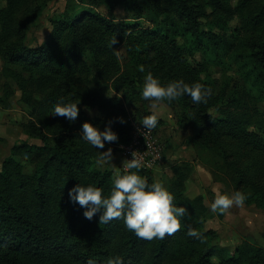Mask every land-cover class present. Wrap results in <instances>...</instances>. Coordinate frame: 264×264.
Wrapping results in <instances>:
<instances>
[{
    "label": "trees",
    "instance_id": "16d2710c",
    "mask_svg": "<svg viewBox=\"0 0 264 264\" xmlns=\"http://www.w3.org/2000/svg\"><path fill=\"white\" fill-rule=\"evenodd\" d=\"M121 1L127 9L135 10L137 7L135 1ZM249 2L239 0L237 8L244 10ZM263 18L264 4L254 16L246 18L243 25L248 29L254 28ZM53 22L57 25L52 36L40 45L28 46L20 40H13L1 49L7 64L3 73L17 81L23 101L31 108V122L42 125L53 119L55 115L51 109L57 103L76 101L79 112L75 121L69 120L71 126L68 125L54 141L42 135V144L15 143L3 159L0 168V264H86L90 258L95 264H105L110 256L117 255L123 258V264H215L214 257L218 259L217 264H264V248L250 239H243L234 250L214 242L218 233L205 227L207 206L203 194L191 196L187 193L186 181L192 174L193 160H179L171 166L173 173L167 187L173 193L174 203L183 204L187 211L182 217L181 227L160 239L137 237L133 230L125 227L122 218H113L101 225L99 211L91 219L86 218L83 215L85 206L69 197V189L80 182L100 186L104 193L110 191L112 170H101L95 166L97 153L111 147L113 156L118 150L117 144L128 141L132 131L125 122L122 103H119V108L114 107L118 99L105 93L109 89L107 80L95 82L88 88L76 82L77 58L82 67L88 68L90 64L83 58V50L91 45L92 56L115 64L114 48L125 44L129 60L125 67L118 66L121 74L114 90L127 101H136L140 98L143 77L148 71L162 83L174 79H183L189 84L200 82L212 89V96V80L197 77L191 72L194 66L186 58L187 45L191 42L195 49L206 53L209 61L224 65L233 41L219 32L202 29L196 10L188 0H166L165 17L160 21L159 29L138 28L142 30L131 32L132 22H117L114 17L109 18L97 9H86L72 15L62 13ZM4 35L2 28L0 41ZM112 36H116L118 41L116 45L109 46ZM79 45L82 47L80 50ZM235 56L239 67L244 69L242 76L245 82L253 85L257 95L242 86L232 98L217 106L219 114L196 111L197 115L207 119L198 121L199 128L184 141L196 150L216 152L214 141L221 145L228 139L231 144L240 142V145L249 146L264 160V136L260 131L250 129V126L257 125L264 133V110L257 104L264 100V40L252 52ZM240 57H246L245 62H241ZM246 63L250 65L248 70L245 69ZM140 64L144 65V72L138 69ZM8 65H20L27 76ZM79 99L88 106L97 105L106 112L105 117H87ZM176 101L183 111L187 112L189 108L190 113H194L197 105L201 104L194 103L188 95ZM119 117H123L124 122ZM187 118L189 115L186 114L181 120ZM85 120H90L100 129L111 121V128L116 127L117 139L105 141L103 148L97 149L81 138L80 128ZM22 126L25 132H31V126ZM155 133L159 136L156 130ZM160 139L165 157L166 144L162 137ZM223 148L227 150L230 147ZM196 156H200L201 162L212 169L226 170L225 163L229 162L228 156L221 161L208 159L202 152H196ZM27 161L34 165L33 172L26 170ZM153 171L152 168L141 167L138 174L151 182L154 180ZM243 179H236L235 191L240 190ZM257 185L264 192V180L261 179ZM185 225L196 228L203 239L187 235Z\"/></svg>",
    "mask_w": 264,
    "mask_h": 264
},
{
    "label": "rangeland",
    "instance_id": "374dc122",
    "mask_svg": "<svg viewBox=\"0 0 264 264\" xmlns=\"http://www.w3.org/2000/svg\"><path fill=\"white\" fill-rule=\"evenodd\" d=\"M132 1L137 3L135 10L127 9L121 0H0V32L3 28V34H6L0 41V168L13 144L23 141L42 144V135L46 136L48 140L54 141L58 134L65 131L70 125V121L62 115H55L53 119L42 125L31 122V108L23 101L22 90L17 81L3 73V67L7 65L1 53L4 44L20 40L28 46L40 45L52 36L53 29L57 25L53 19L62 13L68 12L72 15L86 9H97L109 18L114 17L117 22H132L134 26L130 29L131 32L138 28L159 29L161 27L160 21L165 17L166 12V0ZM188 1L196 10L202 29L213 30L225 35L226 38L233 41V46L231 52L225 56L224 65H220L209 61L210 59L202 49H195L191 42L188 43L186 58L194 66L192 74L203 79L210 78L213 82L214 93L207 97L206 103L201 102L200 105H197L194 113H190L189 108L187 112L183 111L181 104L176 100L173 103L165 101L158 103L157 114L164 119L157 122L155 130L164 139L167 152L161 167L153 171L154 179L162 180L168 186L172 173L171 166L179 160H193L194 168L190 178L186 181L187 193L191 196L203 194L207 206L205 227L215 229L218 233L214 242L219 246H226L234 250L243 239L247 238L264 248V192L260 191L259 185H257L261 179L264 180L262 157L252 151L249 146L240 145L242 144L240 142L231 144L228 139H225L221 145L214 141L216 152L207 149L196 150L184 141L187 136L195 133L196 128H199L198 121L207 119L197 115L196 111L207 110L208 113L219 114L217 106L219 107L222 102L232 98L233 93L242 86L249 88L251 93L257 95L253 85L250 82H245L242 76L244 69L239 67V60L234 58L237 54L252 52L264 40V18L254 28L248 29L243 25L246 18H251L259 11L264 0H250L248 7L244 10L237 8L239 0ZM181 41H183V37ZM90 46L86 51L82 49L83 58L90 63L89 67H82L78 57L74 78L82 87L87 86V88L89 85H94L95 82L101 83L107 80L109 89L105 93L108 96H116L118 99V103L114 104V107L119 108V103H122L126 113L125 122L131 130L132 124L140 122L139 119L143 115L149 114L152 109L149 106L150 101L143 98L140 92L138 100L127 101L114 90L115 84L119 82V74H121V71H118V66L119 68L121 65L125 67L129 60L126 45L115 46L114 51L117 56L115 64L107 62V59L105 61L92 56ZM81 48L79 45L78 50ZM240 58L241 62H245L246 57ZM91 61L97 64L95 65ZM8 66L27 76L20 65ZM249 66L247 64L245 69L248 70ZM88 82H92V84H87ZM79 102L87 117H105L106 112H102L97 105L88 106L81 99ZM257 104L264 110V100L258 101ZM186 114L189 115V118L182 121V116ZM22 125L31 126L32 133L25 132ZM259 128L257 125L250 126V129L260 131V134L264 136ZM112 129L116 130V127H112ZM222 146L230 148L225 150ZM196 152H202L204 157L214 161H221L228 156L227 159L230 163H225L226 170L212 169L201 162L200 156L194 158ZM122 161L117 151L112 156V160L101 165L96 162L95 166L101 170H112L113 174L116 169L122 172ZM245 164L248 165L244 166ZM25 168L28 172L34 171V165L28 161ZM241 178H244L245 181L243 179L244 183L240 187V191L248 193L243 205L233 204L226 213L213 212L209 205L216 191L234 192L236 179ZM214 261L215 264L218 263L216 257H214Z\"/></svg>",
    "mask_w": 264,
    "mask_h": 264
},
{
    "label": "clouds",
    "instance_id": "9594fccd",
    "mask_svg": "<svg viewBox=\"0 0 264 264\" xmlns=\"http://www.w3.org/2000/svg\"><path fill=\"white\" fill-rule=\"evenodd\" d=\"M118 39L112 36L109 46L116 45ZM144 72V65L137 66ZM212 94V89L200 82L191 84L183 79L170 80L162 83L151 71L145 73L140 95L150 101L152 111L143 115L139 120L143 129H152L157 126L158 114L156 109L160 101L172 102L184 95L191 97L194 103L207 102V97ZM51 112L53 115L65 116L70 121H75L79 112L78 102L68 101L55 104ZM124 122L123 117H119ZM82 138L97 149H102L105 141L117 139V132L111 128V121L100 129L90 120H85L81 125ZM112 160V148L97 153V164L101 165ZM124 171H113L112 187L109 192H102V187L95 184L77 183L69 189V197L84 207L83 215L91 219L95 213L100 212L99 223L106 224L113 218H122L127 229L133 230L135 235L145 240L163 238L171 235L181 227L182 217L186 214L183 204L174 203L173 193L162 180H148L138 174L143 167L141 159L133 151L132 158L123 161ZM135 169L136 171H129ZM248 193L236 190L232 193L216 191L209 205L213 212L226 213L235 204L241 206ZM186 234L189 236H203L191 225H185ZM86 264H95L93 259H88ZM105 264H123L121 256H110Z\"/></svg>",
    "mask_w": 264,
    "mask_h": 264
},
{
    "label": "built area",
    "instance_id": "2783aa9c",
    "mask_svg": "<svg viewBox=\"0 0 264 264\" xmlns=\"http://www.w3.org/2000/svg\"><path fill=\"white\" fill-rule=\"evenodd\" d=\"M131 137L128 141L117 144L118 152L124 161L132 158L133 151L141 159L143 168L157 169L161 167L164 160V146L160 137L152 129H143L140 122H134ZM122 161V170L124 165Z\"/></svg>",
    "mask_w": 264,
    "mask_h": 264
},
{
    "label": "crops",
    "instance_id": "0c3cea01",
    "mask_svg": "<svg viewBox=\"0 0 264 264\" xmlns=\"http://www.w3.org/2000/svg\"><path fill=\"white\" fill-rule=\"evenodd\" d=\"M156 112L158 113V110H156ZM158 119H161V120H162V119H164V118H163L162 116H159V115H158ZM159 136H160V135H159ZM184 149H185V148H184ZM182 150H183V148H182ZM182 152H183V151H182ZM194 158H195V156H194ZM172 173H173V171H172ZM172 173H171V176H172Z\"/></svg>",
    "mask_w": 264,
    "mask_h": 264
}]
</instances>
